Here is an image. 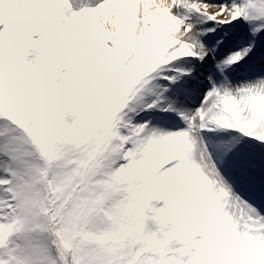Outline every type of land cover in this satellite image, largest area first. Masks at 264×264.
<instances>
[{
	"label": "snow or ice",
	"instance_id": "6c2138e0",
	"mask_svg": "<svg viewBox=\"0 0 264 264\" xmlns=\"http://www.w3.org/2000/svg\"><path fill=\"white\" fill-rule=\"evenodd\" d=\"M0 264H264V0H0Z\"/></svg>",
	"mask_w": 264,
	"mask_h": 264
}]
</instances>
